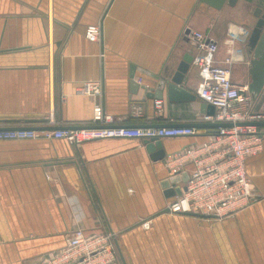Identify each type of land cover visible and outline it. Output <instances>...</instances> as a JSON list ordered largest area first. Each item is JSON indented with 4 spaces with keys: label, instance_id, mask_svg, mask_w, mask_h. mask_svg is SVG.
<instances>
[{
    "label": "crops",
    "instance_id": "crops-1",
    "mask_svg": "<svg viewBox=\"0 0 264 264\" xmlns=\"http://www.w3.org/2000/svg\"><path fill=\"white\" fill-rule=\"evenodd\" d=\"M254 11L243 0L220 9L200 0H0V127L85 126L98 101L115 124L195 130L78 147L40 135L0 140V264L34 263L63 246L75 226L87 234L112 231L125 264H264V139L245 160L255 202L221 219L167 212L177 193L172 183L169 190L162 184L165 156L214 133L201 119L214 108L197 97L192 62L179 85L188 98L169 99L166 85L159 93L155 78L170 76L182 54L192 53L183 34L191 29L217 42V61L233 35L242 60L231 78L249 83ZM91 24L99 25L97 41L85 37ZM87 80L100 82L99 98L75 92ZM155 99L162 101L159 112ZM249 103L264 111V85ZM157 141L160 147L149 151L147 144ZM111 264L123 262L118 255Z\"/></svg>",
    "mask_w": 264,
    "mask_h": 264
},
{
    "label": "built area",
    "instance_id": "built-area-1",
    "mask_svg": "<svg viewBox=\"0 0 264 264\" xmlns=\"http://www.w3.org/2000/svg\"><path fill=\"white\" fill-rule=\"evenodd\" d=\"M99 33L98 24L88 25L85 29V37L91 41H97ZM183 34L193 48L191 62L199 77L197 97L214 108L212 114H203L201 119L218 125L206 140L191 143L165 156L168 176L187 174L186 180L179 184L181 192L174 195L165 209L173 214L198 213L221 219L236 214L259 198L246 175L245 160L262 149L264 131L259 129L258 122H264V111H257L250 105L248 82L232 81V67L242 60V52L235 46L233 35L226 38L225 56L217 61L218 45L214 39L191 29H185ZM75 92L97 99L101 84L97 80H87L76 86ZM153 106L159 112L162 101L155 99ZM194 133L191 126L115 124L114 118L105 114L97 101L88 125L52 130L0 129V140L31 139L40 135L61 138L78 147L99 139L153 141ZM141 225L149 227L147 221ZM115 240L112 231L87 234L82 227L75 226L66 234L63 246L32 264H111L118 259Z\"/></svg>",
    "mask_w": 264,
    "mask_h": 264
},
{
    "label": "water",
    "instance_id": "water-1",
    "mask_svg": "<svg viewBox=\"0 0 264 264\" xmlns=\"http://www.w3.org/2000/svg\"><path fill=\"white\" fill-rule=\"evenodd\" d=\"M204 4H207L215 9H220L223 4H226L228 6H234L237 0H200ZM245 2L251 3L253 2L255 6L254 14L257 17V20L252 27V30L249 32V36L247 39V44L249 47V53L251 54L250 60H249V69L248 73L250 76V81L248 83V91H249V97L251 101H254L256 97L259 95L263 85H264V0H243ZM191 52L190 50H187L184 52L180 58V60L177 62L175 69L171 72V75L168 76L165 75V77L160 78L159 76H156L155 78L158 80V83L156 85V91L160 93L161 88L166 85L167 89V95L169 99H173L174 97L182 98V97H189V93L185 92L179 85L183 80L184 75L187 73V71L190 68L191 63ZM156 94L152 93H144L143 98H151L155 97ZM207 104V103H206ZM208 111L213 110V106L210 104H207ZM264 122H258V125H263ZM211 127H216L217 123H209L206 124ZM14 127H0V129H11ZM19 128V127H16ZM22 128H32V127H22ZM64 128L60 126H50L48 128H42V129H59ZM34 129V128H33ZM214 132L215 130L212 129ZM150 142V141H147ZM154 146L160 147V143L157 141L155 144L148 143L147 149L150 151L154 148ZM162 157L164 155V152L160 149V153L156 154ZM187 178L186 173H182L181 176L173 175L168 176L166 179L162 181L163 186H165L168 190V185L172 183L174 186V190L177 194L181 192V188L177 185L181 181H185ZM172 189V188H171ZM184 189V188H183ZM174 190L172 192L174 193ZM167 191V190H166ZM186 215L194 216V217H200V218H212L210 216H206L203 214L198 213H186ZM115 245L118 250V255L120 257V260L125 264L123 255L120 251V248L117 244V241L115 240Z\"/></svg>",
    "mask_w": 264,
    "mask_h": 264
}]
</instances>
